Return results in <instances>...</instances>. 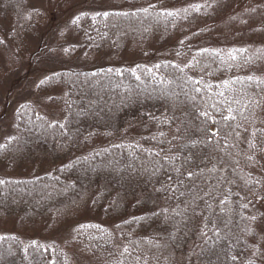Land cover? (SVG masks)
Segmentation results:
<instances>
[{
  "label": "rangeland",
  "instance_id": "rangeland-1",
  "mask_svg": "<svg viewBox=\"0 0 264 264\" xmlns=\"http://www.w3.org/2000/svg\"><path fill=\"white\" fill-rule=\"evenodd\" d=\"M135 1L141 4L140 8L135 7L139 9L134 11L138 16L146 14L151 18L155 10L160 12L163 24L160 31H166L164 24H170L168 27L169 30L172 27V30H167L169 35L164 43L161 42L165 36L162 32L156 38L128 39L119 46L117 55L84 50L83 42L76 36L73 25L80 14L98 17V13L114 11L119 6L123 9L125 6L122 2L133 4ZM147 5L151 8L148 12L145 11ZM152 5L158 9L154 10ZM132 20L139 27L146 26V22L141 19ZM160 46H163L159 51L161 55L178 51L180 47L187 49L188 52L182 55L183 61L186 59L182 66L184 69L192 66L196 71L202 69L200 63L192 60L197 56H206L212 52L211 49H215L226 59L240 58L242 54L251 56L254 67L263 74L260 81L252 78L253 82L260 84L255 98L257 105L253 110L246 111L240 124L248 134L243 160L228 162L225 155L228 148L223 142L226 137L221 135L223 138H214L221 159L212 163L210 174L207 171L204 173L207 178L212 174L214 182L201 184L202 186L197 187V190H201L200 194H195L194 198L182 204H187L186 211L175 220L174 225L175 229L182 232V239L177 243L174 255H182L180 258L184 260L183 264H196L193 260L198 255L203 264H264V0H0V233H13V242H18L23 249L14 246L24 258V248L30 249L29 253L34 256L29 264H41L36 259L40 248L51 255L60 253L63 257V262L59 261L61 264H103L102 260L86 255L76 240L74 228L77 223L86 222L107 225L111 210H107L108 201L101 193L74 218L60 221L54 218L56 216H53L51 202L64 194L61 188L63 182L58 180L55 183L51 178L40 176L48 171L49 164L55 160L63 157L71 159V149L74 145L78 146V142L70 143L69 149L66 144L52 147L50 141L45 140L43 147L31 151L36 152L34 161L21 166L16 157L23 155L29 136L21 131L20 119L27 116L33 122L39 118L43 125L48 124L49 120L56 124L57 130L61 129L66 117L62 114L61 102L66 94L67 73L76 77L80 70L117 66L114 70L117 74L122 68L129 66V72L135 74L137 63L143 64L146 61L143 57L157 52ZM190 55L193 57L189 60ZM142 64L139 65L140 68H143ZM154 64L149 62L150 66ZM251 69L249 65L243 71ZM57 71L62 75L55 76L54 72ZM125 73L126 81L130 82L131 79H127L128 74ZM139 73L140 70L137 69V76H140ZM85 79L82 84L90 82ZM140 80L141 77L138 82ZM235 80L241 79L237 76ZM113 81L114 79L107 77L104 84L116 88ZM159 82L162 81L149 79L142 91L150 103L157 97L154 87ZM217 82L215 90H227L226 81ZM201 84L204 85L201 87L211 90L212 84ZM175 93L176 96L172 93L171 97L175 104L185 105L190 99L194 100L191 94L184 96L182 88L179 90L176 87ZM94 96L96 94L90 91L86 94L90 113L88 117L81 122L79 118H75L76 125L81 127L80 139L87 137L89 140L84 144L85 152L77 156L83 154L82 160L85 159L88 164L92 163L90 158L94 155L108 150L100 163L103 172H97L93 176L96 183H101L103 175L112 179L124 178L126 174H130L133 178H128L141 184L142 161H139V157L142 154L152 156L146 146L151 141L146 121L140 129L134 127L132 131L125 132L127 134L122 133L119 138L105 137L107 132L98 128L104 127L105 119L112 122L118 115L114 116L115 107L95 108ZM209 104L207 99L205 109ZM130 109L131 107H127L126 111ZM71 112L72 116L77 115L74 110ZM50 127L49 124V128L41 129L42 138L52 133ZM171 132L172 130L164 127L161 131H155L157 135L152 136H157L156 140L162 139V144L171 140L174 136ZM178 133L173 138H182L181 133ZM185 140L188 146L194 143L187 140V136ZM134 143L144 146L145 150L135 149ZM93 151L95 152L92 154ZM197 154L198 159L203 157V154ZM194 155L193 159L196 160ZM120 161L128 163L120 165ZM166 165L164 163V167L162 166L163 171L172 168ZM162 170L158 166L150 170V173L160 174ZM90 179L84 180L95 183L92 177ZM49 184L60 188L50 189ZM72 184L69 183L70 187ZM101 184L99 190H109ZM205 187L207 191H202ZM19 188H22V192ZM40 189L42 190L39 191ZM43 189H49L47 197ZM183 190L185 192L187 189ZM133 220H128L125 224L132 226L137 221L144 223L142 219ZM107 226L114 240L123 233V223L114 227L109 224ZM192 249L198 252L197 255ZM167 255L172 257L171 254ZM44 258L39 259L43 264H48L45 261L47 258Z\"/></svg>",
  "mask_w": 264,
  "mask_h": 264
},
{
  "label": "trees",
  "instance_id": "trees-1",
  "mask_svg": "<svg viewBox=\"0 0 264 264\" xmlns=\"http://www.w3.org/2000/svg\"><path fill=\"white\" fill-rule=\"evenodd\" d=\"M122 3L125 6L123 9H120L119 6L114 11L108 10L104 13H98V17L82 14L77 17L73 25L76 36L81 38L83 42L84 50L117 55L119 46L127 42L128 39L156 38L162 32L165 33V36L161 42L166 41L170 24L168 26L164 24L167 27L166 31H160L163 24L161 23L160 12L155 10L158 9L155 5H152V8L156 12L149 18L146 14L138 16V13L134 12L139 11L138 8H135L141 7L139 2H133L134 5ZM150 9L148 5L145 7L147 12ZM133 18L146 22V26L144 28L139 27L132 20ZM171 30L172 27L169 31ZM111 42L113 43L111 44ZM162 47H158L157 52L144 56L143 59L146 60L143 61L142 59L144 66L140 68L139 65L142 62L137 63L135 74L129 72V66L122 68L117 74L114 71L117 66L80 70L76 77L67 73L66 94L61 102L63 105L62 114H65L66 117L61 129L57 130L56 124L50 123L49 120L48 124L43 125L42 122H39V118L34 119L33 122L29 121L30 118L27 116H22L20 119L21 131L29 136V143L25 146L23 155L16 157L17 163L21 166L31 164L34 161L36 152L31 151L43 147L45 140H49L52 147H56V144L57 146L66 144L68 148L70 143L78 142V146L74 145V148L71 149V154L73 153L71 159L63 157L55 160L49 164L48 171L40 178H51L55 183L58 180L63 182L61 188L64 194L51 202L53 216H56L54 218L58 221L64 218H74L88 203L93 202L103 193L106 197L105 200L108 201L109 209L107 210H111L107 225L114 227L116 224L123 223V233L114 240L108 231L109 227L99 222L77 223L74 232L76 240L83 247L86 255L93 259L102 260L106 264H183L184 260L180 258L183 256L175 257L174 255L177 251L175 250L176 245L182 239V232L174 227L175 220L179 219L186 211L185 205L187 204L183 206L182 204L186 200L194 198L195 194H200L201 190H197V187L206 182L210 184L214 182L212 174L208 178L204 174L206 171L210 174L212 163L221 159L216 141H213L214 138L222 137L221 135L226 137V141L223 142L228 148V152L225 154L228 162L231 163L233 160L241 162L243 160L245 140H247L248 134L245 133L244 130L246 129L242 128L240 124L246 111L253 110L257 105V103L255 105V98L258 96L257 88L260 84L253 82V79L260 81L263 78L262 72L254 67L251 56L242 54L240 58L228 57L226 59L223 54L211 49L212 52L206 56L194 57L192 61L203 66L202 69L196 71L193 66L187 69L182 68L186 60L183 61L182 55L188 52L187 49H181L182 47L179 46L178 51L161 55L159 51ZM192 57L193 55H190L189 60ZM149 62L155 63L154 66H150ZM249 65L252 69L247 72L243 71ZM137 69L140 70V76H137ZM125 72L128 74L127 79H131L130 82L126 81ZM54 74L55 76L62 75L60 71L54 72ZM237 76L241 80H235ZM107 77L114 79L116 88L110 84H104ZM140 77L141 80L138 82ZM155 78L162 82L155 84L154 93L157 94V97L150 103L143 96L142 91L148 80ZM83 79L90 82L82 84ZM219 80L226 81L227 90L223 88L215 90V83ZM201 82L206 83V85L212 84L211 90L201 87L204 86ZM84 85H87L86 88H83ZM176 87L185 91L184 96L191 94L194 100L190 99L185 105L173 103L171 97L172 93L173 96H176ZM89 91L96 94L94 96L95 108H116L114 116H118L114 117L112 122L105 119L104 127L98 128V130L107 132L105 137L119 138L122 133L130 132L134 127L140 129L144 125L143 122L146 121L148 132L151 135V141H148L146 146H148L152 156L149 157V154H146V157L142 154L139 157V161H142V167H140L141 170H136L142 172L141 184L139 181L135 183L134 179L128 178H133L130 174H126L124 178L112 179L103 175L100 182L109 190H99L102 184L96 183L93 176L97 172H103L100 163L108 150L94 155L93 158H90L92 163L88 164L85 163V159L82 160L83 154L77 156V154L85 152L84 144L89 141L86 139L87 137L83 140L80 139L79 128L81 127L76 125L75 119L79 118L81 122L90 114L86 100V94ZM207 99L210 104L205 109L204 104ZM127 107H131V109L126 111ZM71 110H74L77 115L72 116ZM49 124L51 126L49 130L52 133L49 134L47 131L50 136L46 135L42 138L41 129L49 128ZM164 127L172 130L171 134L174 136L180 132L182 138L176 139L172 136L171 140L161 144L162 139L156 140L157 136L152 135H157L155 131H161ZM185 136H187V140L194 141V147L185 144ZM129 138L130 136L128 140ZM134 145L137 150H145V147L140 144L134 143ZM134 145H130V147ZM197 153L203 154V157L198 159ZM193 155L196 160L193 159ZM127 163L120 161L118 164L125 165ZM164 163L172 168L163 171ZM158 166L162 172L152 175L150 170ZM91 177L95 183L84 180H91ZM70 182L73 183L71 187ZM49 186L50 189L56 187L54 184H49ZM57 187L56 189L59 190ZM185 188L187 190L184 192L183 189ZM205 188L202 191H207V187ZM43 190L47 197L49 189ZM19 191L22 192V188H19ZM133 219H142L144 223L137 221L132 226L125 224L126 221ZM12 234L9 232L0 233V264H29L34 255L29 253L30 249L24 248L23 253L26 255L24 258L14 245L19 249H23V247L19 246L18 242H13ZM22 246L24 245L22 244ZM122 252L126 254H122ZM192 252H195L196 255L198 253L194 249ZM167 254H171L172 257ZM37 256L47 258L44 259L48 264L50 262H57V264H61L59 261L63 262L60 253L55 252L51 255L43 248H40V253ZM199 256L193 260V263L203 264L202 258ZM38 257L36 259L43 264V261Z\"/></svg>",
  "mask_w": 264,
  "mask_h": 264
}]
</instances>
